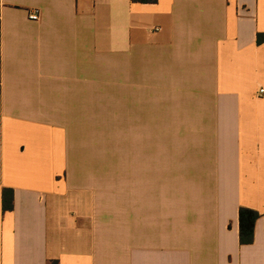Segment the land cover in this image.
I'll return each mask as SVG.
<instances>
[{
    "label": "crops",
    "instance_id": "obj_1",
    "mask_svg": "<svg viewBox=\"0 0 264 264\" xmlns=\"http://www.w3.org/2000/svg\"><path fill=\"white\" fill-rule=\"evenodd\" d=\"M258 33L264 0H0V264H264Z\"/></svg>",
    "mask_w": 264,
    "mask_h": 264
},
{
    "label": "trees",
    "instance_id": "obj_2",
    "mask_svg": "<svg viewBox=\"0 0 264 264\" xmlns=\"http://www.w3.org/2000/svg\"><path fill=\"white\" fill-rule=\"evenodd\" d=\"M134 2H155L156 0H132ZM264 41V33H258L257 42ZM2 206L4 210H11L13 208V191L11 188H3L2 190ZM239 241L241 244H250L254 238V225L256 220L264 214L258 211L240 207L239 212ZM50 264H58L56 260L51 261Z\"/></svg>",
    "mask_w": 264,
    "mask_h": 264
},
{
    "label": "rangeland",
    "instance_id": "obj_3",
    "mask_svg": "<svg viewBox=\"0 0 264 264\" xmlns=\"http://www.w3.org/2000/svg\"><path fill=\"white\" fill-rule=\"evenodd\" d=\"M92 141H93V144L96 145L97 147L107 146V147L113 148L114 150H116V149L119 150V148H120L119 137H113L111 139H105L104 137L98 136V138H96L95 140H92ZM114 158H117V157L114 156ZM118 158H119V155H118ZM116 174H119V172H114V175H116Z\"/></svg>",
    "mask_w": 264,
    "mask_h": 264
},
{
    "label": "built area",
    "instance_id": "obj_4",
    "mask_svg": "<svg viewBox=\"0 0 264 264\" xmlns=\"http://www.w3.org/2000/svg\"><path fill=\"white\" fill-rule=\"evenodd\" d=\"M28 17H29L30 20H37V19L40 18V11L37 10V9H35V10H33V11H30V12L28 13ZM260 92H263V90L260 89Z\"/></svg>",
    "mask_w": 264,
    "mask_h": 264
}]
</instances>
